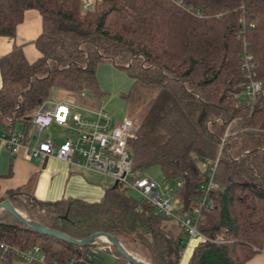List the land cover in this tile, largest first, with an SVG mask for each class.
I'll list each match as a JSON object with an SVG mask.
<instances>
[{"label":"trees","instance_id":"1","mask_svg":"<svg viewBox=\"0 0 264 264\" xmlns=\"http://www.w3.org/2000/svg\"><path fill=\"white\" fill-rule=\"evenodd\" d=\"M28 10L41 18L39 58L27 62L20 47L0 57V133L31 131L32 115L54 89L78 104L82 93L101 97L95 71L112 63L132 80L121 95L138 122L131 171L143 178L157 167L165 181L178 182L171 197L179 207L166 217L120 185L97 203L39 202L17 191L1 202L73 240L112 235L148 264H181L189 240L182 218L203 238L187 264H247L264 252V0H98L87 10L81 0H0V37L13 38ZM250 80L261 90L248 100ZM210 179L218 187L205 194ZM204 197L208 205L200 204ZM1 242L39 247L46 264H94L105 246L37 234L5 210ZM103 252L110 264H129L112 246ZM16 261L0 255L3 264Z\"/></svg>","mask_w":264,"mask_h":264},{"label":"built area","instance_id":"2","mask_svg":"<svg viewBox=\"0 0 264 264\" xmlns=\"http://www.w3.org/2000/svg\"><path fill=\"white\" fill-rule=\"evenodd\" d=\"M81 1L83 9L87 10L98 0ZM241 61L246 77L250 79V71L253 67L250 56H242ZM260 90V84L250 80L244 94L248 100H251ZM81 97L87 99L85 93H82ZM31 124L32 130L27 133L15 130L0 133V141L5 144L11 156L22 152L27 159L33 161L55 157L70 167L95 173L111 179L126 190L134 191L146 203L153 206L158 214L170 217L177 209L176 205L179 202L172 199V188L164 190L153 180L135 177L131 171L132 146L138 131L137 121L131 118L116 121L103 109L84 108L75 101L47 102L34 112ZM52 125L62 129L65 134L63 141L39 139L41 133ZM217 187V184L210 179L202 189L207 194ZM200 204L208 205L209 202L204 197ZM179 223L188 233L189 240H203L190 219H179ZM105 249H110V245L102 247V250ZM5 254L16 256L23 264H46L39 247L21 251L1 242V258Z\"/></svg>","mask_w":264,"mask_h":264},{"label":"crops","instance_id":"3","mask_svg":"<svg viewBox=\"0 0 264 264\" xmlns=\"http://www.w3.org/2000/svg\"><path fill=\"white\" fill-rule=\"evenodd\" d=\"M40 33V15L35 10L26 11L22 23L16 28L15 36L0 37V57L9 53L14 47H20L26 61L35 62L39 58V53L34 41ZM51 127L43 132H48ZM15 131H21V127L17 126ZM88 174L95 173L70 167L55 157L33 161L27 159L22 152L11 156L5 144L0 141V202L6 198L8 192L17 191V195L39 202H56L68 198L97 203L109 186L102 181L93 180ZM176 207L178 208L179 204ZM198 243L197 240H188L181 264L188 263ZM97 250H102V247ZM111 257L113 261V256ZM247 264H264V252L259 253Z\"/></svg>","mask_w":264,"mask_h":264},{"label":"rangeland","instance_id":"4","mask_svg":"<svg viewBox=\"0 0 264 264\" xmlns=\"http://www.w3.org/2000/svg\"><path fill=\"white\" fill-rule=\"evenodd\" d=\"M96 81L101 92V97L87 96V99L80 104L84 108H90L92 110L103 109L109 113L110 116L120 121L124 118H132L131 112L127 109V105L123 101L121 95L128 92L132 85V80L125 74L124 71L116 68L112 63L101 62L98 64L95 71ZM76 98L73 94L54 89L50 92L48 97V103H61V102H75ZM135 121V119H133ZM65 134L61 128L52 126L48 132H42L40 140L50 138L54 141L61 142L64 140ZM143 177L153 180L164 189L172 188L177 190L178 182L176 181H165L160 170L157 167H153L143 171ZM93 180L102 181L107 186L111 187L114 182L111 179L103 176L88 174ZM126 195L132 197L135 200H140V197L132 190L127 189ZM111 255L97 250V257H92L94 264H110L112 261ZM138 258L145 262V260L138 256ZM18 261V262H17ZM14 264H23L17 259Z\"/></svg>","mask_w":264,"mask_h":264},{"label":"water","instance_id":"5","mask_svg":"<svg viewBox=\"0 0 264 264\" xmlns=\"http://www.w3.org/2000/svg\"><path fill=\"white\" fill-rule=\"evenodd\" d=\"M113 186H117V184L114 183ZM1 210L7 211L16 221H18L20 224L26 226L27 228H29L30 230H32L33 232L37 234L52 237L54 239H57V240H60V241H63V242H66L68 244L78 246V247H88L91 245H110L114 249H116L129 262V264H148L146 261L144 262L140 260L139 258L128 254L123 249L120 242L112 235L102 233V232H97V233L90 235L89 237H87L86 239L82 241H77L57 231L45 228L42 225H39L31 220L26 219L25 216L21 215L19 212H17L12 207V205L10 204L8 200H4L0 203V211Z\"/></svg>","mask_w":264,"mask_h":264}]
</instances>
